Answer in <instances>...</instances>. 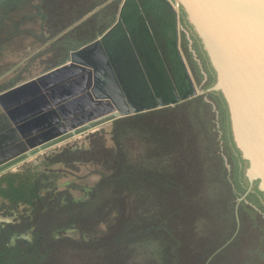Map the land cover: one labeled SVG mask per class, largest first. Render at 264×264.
<instances>
[{"label":"rangeland","instance_id":"374dc122","mask_svg":"<svg viewBox=\"0 0 264 264\" xmlns=\"http://www.w3.org/2000/svg\"><path fill=\"white\" fill-rule=\"evenodd\" d=\"M121 1H2L11 9L0 12V93L63 63L71 50L98 37L113 24ZM178 40L195 88L204 92L196 96V101L148 117L131 115L107 121L0 172V180L5 174L9 175L6 179L21 174L24 177L22 183L11 185L9 189L15 191L9 193L4 190L8 184L0 181V218L25 216L26 192L32 189V183L40 196L48 191L58 195L64 192L68 200L82 203L93 199L92 192L100 195L95 219L76 221L59 228V232L49 231V241L57 239L54 259L58 264H92L100 257L103 264H117L122 258L110 246L113 240L119 239L118 252L125 254L126 233L138 231L150 206H157L159 212L168 207L161 197L142 193L143 187L156 188L151 182L143 183L140 176L144 165L138 164L143 154L154 152L153 146L148 148L143 142L148 128L154 127L165 129L166 134L159 138L168 144L169 161L179 163V172L172 177L180 183L179 192L172 191L176 197L171 196L169 201L189 205L188 219L178 218H195L191 228L204 239L203 244L192 239L189 248L203 258L213 245L211 240L219 241L221 233L226 232L230 239L207 263L264 264V192L245 176L247 164L234 143L226 104L219 92L208 91L215 83V74L182 9L178 12ZM66 148L75 151L69 159L49 158ZM153 155L155 152L148 168L156 171L158 163ZM114 170L116 174L111 175ZM226 200L228 218L224 222L216 215V205L221 209ZM85 209L82 214L88 215L83 217H92V209L90 213L88 205ZM64 210L61 218L65 217ZM129 226L135 228L129 230L131 233ZM96 243L97 247H92ZM127 264L145 262L138 251Z\"/></svg>","mask_w":264,"mask_h":264},{"label":"water","instance_id":"95a60500","mask_svg":"<svg viewBox=\"0 0 264 264\" xmlns=\"http://www.w3.org/2000/svg\"><path fill=\"white\" fill-rule=\"evenodd\" d=\"M174 2L215 74L208 91L219 92L226 104L234 143L247 164L245 176L264 192V0ZM108 31L71 50L63 63L0 93V139L14 138L0 144V172L107 121L204 93L187 71L191 88L181 98L137 104L104 50Z\"/></svg>","mask_w":264,"mask_h":264},{"label":"flooded vegetation","instance_id":"af4514ba","mask_svg":"<svg viewBox=\"0 0 264 264\" xmlns=\"http://www.w3.org/2000/svg\"><path fill=\"white\" fill-rule=\"evenodd\" d=\"M2 1L6 0H0V12L5 13L4 8H11L4 7ZM173 5L174 0H122L118 10L116 9L113 24L98 35L102 36L111 28L103 38L104 50L113 66L120 69L127 89L137 95V104L143 106L155 105L159 101L171 102L190 92L188 70L178 44L180 8ZM12 139L14 138L0 139V144L4 145L3 142ZM15 143L16 146L19 145V142ZM7 146L9 147L6 148H10V145ZM17 165L19 164L4 171ZM8 176L3 175L1 180L8 184V188L4 190L9 193L12 192L9 189L11 185L18 181L13 177L6 179ZM19 182L22 183L23 179ZM26 202L24 217L0 218L1 264H35V258L41 249L40 237L37 234L34 236L36 231L31 224L33 201L30 199Z\"/></svg>","mask_w":264,"mask_h":264},{"label":"trees","instance_id":"16d2710c","mask_svg":"<svg viewBox=\"0 0 264 264\" xmlns=\"http://www.w3.org/2000/svg\"><path fill=\"white\" fill-rule=\"evenodd\" d=\"M190 100L196 101L197 99L196 97H193L182 101L174 106L160 108L145 113H138L135 115H140L138 118H142L152 116L151 113L153 112H156L155 114H159L166 111H172L186 104H189L188 102ZM148 130V137L143 138V142L148 145V148L150 146H153L155 148V155H153L152 158H157L158 168H156V171L151 168H148L149 166H151L150 158L154 152L152 154L147 155L143 154L142 161L138 164L144 165L143 168L145 169V171L143 172V175L140 176V178L144 184L147 185L149 182H151L153 185H155L156 188L158 187L159 189L155 188L154 190V188L152 187H143L142 193L151 192V196L161 197V199H164V202L166 203L165 205H168V207H164L163 210L159 212V208L157 206H150L147 211L148 215H145L144 221L141 222L137 228L138 231L131 235L126 233L127 236L125 240V246H128L127 248L125 247V254H120L118 252L119 239L116 238L113 240V244H110V246L113 248V250H116L117 254H119L122 258H119L117 264H127L128 260L132 256H134L138 251L142 254L145 264H206L208 260L213 256V254L218 249H220L223 244L230 239V237L225 232V234L221 233V238L219 241L213 238V240H211L210 242H213V245L210 247L205 256H203V258L202 255L200 256L197 252H194L189 248V242L192 239L196 240L200 244L204 243V239L197 236L194 228H191V226H193V224L195 223V218H192L191 216V220L185 221H182L180 220L181 218H178L185 217L188 219V217L190 216L188 214L189 205L185 202L179 204L171 203L169 201L171 196L176 197V194H173L172 191L174 193L179 192L177 186L180 185V183H177L172 180L173 175L176 172H179V163L177 161H169V154L171 153H169L167 150L168 144L164 140L159 138L166 134L165 129L162 130V128L159 129V127H154L148 128ZM74 152V149L70 150L66 148L62 150L59 154H56L49 158L59 160V158L62 159V156H64L66 159H69V155ZM72 156L74 157V155ZM115 174L116 171L112 172L111 175ZM13 178L19 182L22 179V174L17 175V177L14 176ZM105 180H108V178H105ZM35 190L36 185L32 183V189H29L26 192L28 200L31 199L33 201V204L31 206V224L34 225L36 234L38 237H40L41 249L38 251L37 257L35 258V264H58L54 259L56 251H58V247H56L55 244L57 242V239L55 238V242L51 240L49 241V231L53 232L54 230H56V232H59V228L63 226L66 227L74 225L76 221L78 222L79 220H90V218L95 219L97 216L96 201H98L100 195L96 197L95 194H93L92 192L93 199H88L81 203V201L74 202L73 200H68V196L65 195L64 192L61 195H58L56 192L48 191L46 196H40L36 194ZM14 191L15 190H13L12 192ZM20 192L24 193V190H20ZM56 194L58 195V197H56ZM230 194H232V191H230ZM86 205L89 206V213L92 209V217H83L88 215L86 213L82 214L83 211L86 212ZM216 207V210H218L216 215H219L220 218L223 219V221L225 222V220H227L228 218L226 215V211L228 210V200L224 202L221 209L218 205H216ZM65 208L68 209L64 210ZM62 210H64L62 213H66L64 218L60 217V212ZM75 212H77L78 214H75ZM133 229L135 228L129 226L128 232L131 233V231L129 230ZM190 229L193 232L192 234L190 233ZM102 242L103 241H101V244ZM97 244L98 243L94 244L92 247H97ZM101 244L99 243V245ZM103 246H105L106 248L108 247L107 244ZM124 256L125 259H123ZM101 258L102 257L98 258L96 262L92 261V264H103L104 262L99 261ZM50 259L51 263L49 261ZM25 264H28V262H26Z\"/></svg>","mask_w":264,"mask_h":264},{"label":"crops","instance_id":"0c3cea01","mask_svg":"<svg viewBox=\"0 0 264 264\" xmlns=\"http://www.w3.org/2000/svg\"><path fill=\"white\" fill-rule=\"evenodd\" d=\"M100 37V36H99ZM96 38H98V37H96Z\"/></svg>","mask_w":264,"mask_h":264}]
</instances>
